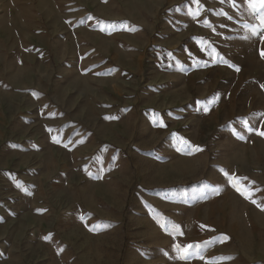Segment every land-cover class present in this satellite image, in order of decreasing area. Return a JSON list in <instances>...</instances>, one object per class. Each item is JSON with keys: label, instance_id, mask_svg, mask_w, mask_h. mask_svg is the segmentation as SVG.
<instances>
[{"label": "rangeland", "instance_id": "rangeland-1", "mask_svg": "<svg viewBox=\"0 0 264 264\" xmlns=\"http://www.w3.org/2000/svg\"><path fill=\"white\" fill-rule=\"evenodd\" d=\"M260 17L0 0V264H264Z\"/></svg>", "mask_w": 264, "mask_h": 264}, {"label": "snow or ice", "instance_id": "snow-or-ice-1", "mask_svg": "<svg viewBox=\"0 0 264 264\" xmlns=\"http://www.w3.org/2000/svg\"><path fill=\"white\" fill-rule=\"evenodd\" d=\"M192 2L196 5H199L200 0H192ZM223 2V0H222ZM233 6L236 5V0H231ZM247 4L250 10H252L253 12H257L259 11L261 13V25L264 26V0H247ZM198 14V13H197ZM224 15H227V13H223ZM253 32L255 33V29H253ZM262 38H264V33H261ZM215 51V50H213ZM225 63H227V61H225ZM239 70V69H237ZM261 87H264V85H261ZM246 126H247V122H245ZM250 131H253L255 129L253 128H249ZM261 135H264V132L260 133ZM243 138V137H241ZM184 143H187L186 141H184ZM197 151L199 150L198 148L196 149ZM225 175H227V173H225ZM239 190V189H238ZM51 236L45 237V239H50ZM194 246L189 244L183 247V252L185 253L183 256H181L182 259H186L188 256L192 255V253L189 251L191 248H193ZM195 247H199V245H196ZM178 250H179V246H178ZM226 259H231L230 257L226 258Z\"/></svg>", "mask_w": 264, "mask_h": 264}]
</instances>
